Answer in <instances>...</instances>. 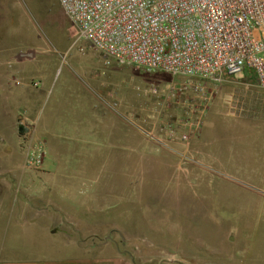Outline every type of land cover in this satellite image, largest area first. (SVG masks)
Instances as JSON below:
<instances>
[{
  "label": "rangeland",
  "instance_id": "374dc122",
  "mask_svg": "<svg viewBox=\"0 0 264 264\" xmlns=\"http://www.w3.org/2000/svg\"><path fill=\"white\" fill-rule=\"evenodd\" d=\"M8 23L14 34L33 32L49 50L50 65L58 66L55 84L75 77L89 94L112 90L115 115L130 116L131 131L147 137V166L131 169L143 183L132 185L125 219L114 224L118 216H100L99 231L83 233L84 245L110 241L131 264H264V182L235 170L231 153L219 160L218 137L231 124H264V89L253 72L200 79L119 65L78 38L57 0H0V34ZM36 142L42 141L28 136L23 143L28 171L42 169L26 166ZM154 149L178 157L174 176L158 167ZM206 150L217 155L204 158ZM253 156L244 152L241 159ZM253 161L259 169L264 155Z\"/></svg>",
  "mask_w": 264,
  "mask_h": 264
},
{
  "label": "crops",
  "instance_id": "0c3cea01",
  "mask_svg": "<svg viewBox=\"0 0 264 264\" xmlns=\"http://www.w3.org/2000/svg\"><path fill=\"white\" fill-rule=\"evenodd\" d=\"M10 29L8 23L0 34V264H131L110 241L84 245L83 233L98 232L97 218L110 212L118 216L114 224L125 219V199L143 183L131 169L147 166L146 135L131 131L130 116L115 115L112 90L89 94L75 77L55 84L58 66L50 65L42 41ZM254 125L237 120L220 134L219 160L231 153L235 170L264 182V164L255 169L253 161L264 155V124ZM28 136L45 146L38 172L24 166ZM244 152L256 156L241 159ZM157 153L158 167L174 176L178 157ZM211 154L217 155L202 151L204 158Z\"/></svg>",
  "mask_w": 264,
  "mask_h": 264
},
{
  "label": "built area",
  "instance_id": "2783aa9c",
  "mask_svg": "<svg viewBox=\"0 0 264 264\" xmlns=\"http://www.w3.org/2000/svg\"><path fill=\"white\" fill-rule=\"evenodd\" d=\"M57 2L78 38L119 65L200 79L251 71L264 89V0ZM44 157L36 142L26 166L38 170Z\"/></svg>",
  "mask_w": 264,
  "mask_h": 264
},
{
  "label": "water",
  "instance_id": "95a60500",
  "mask_svg": "<svg viewBox=\"0 0 264 264\" xmlns=\"http://www.w3.org/2000/svg\"><path fill=\"white\" fill-rule=\"evenodd\" d=\"M18 131H19L20 134H22V133H23V127H20V128L18 129Z\"/></svg>",
  "mask_w": 264,
  "mask_h": 264
}]
</instances>
